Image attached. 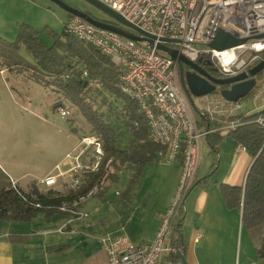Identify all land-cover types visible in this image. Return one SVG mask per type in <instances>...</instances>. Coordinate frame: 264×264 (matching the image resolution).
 Masks as SVG:
<instances>
[{"label": "built area", "instance_id": "2783aa9c", "mask_svg": "<svg viewBox=\"0 0 264 264\" xmlns=\"http://www.w3.org/2000/svg\"><path fill=\"white\" fill-rule=\"evenodd\" d=\"M99 2L153 35L155 42H163L159 38L175 40L173 43H163L175 48L188 60L199 62L206 58L224 77L253 67L264 54V37H253L264 34V0ZM219 27L248 39L221 50L211 48L207 43ZM62 29L109 57L119 71L118 90L138 103L147 119L151 140L166 149L158 153L161 160L169 162L180 159L176 192L170 205L160 215V223L150 241L135 244L124 231H106L99 238V244L107 256L106 264H164L166 256L179 253V248L171 243L170 236L177 221L176 214L183 207L182 201L195 182L201 156V137L216 130H234L241 125L239 120L228 118L241 114L242 105L239 101H226L214 93L205 95L206 101L197 113L220 123L218 127L201 129L197 125L191 101L181 88L177 63L166 53L155 46L149 47L97 27L79 16H69ZM246 52L250 55L244 60L243 54ZM65 78L61 76V80ZM57 111L63 118L69 114L67 108L61 105ZM256 121L264 125L261 116ZM101 141L94 133L82 134L74 148L65 153L62 161L34 182L40 189H53L63 195L70 192L72 197L62 199L56 206L57 212H66L70 218H88L89 213L81 205L92 197L104 194L110 185L118 186L110 180L115 174V165L111 157L106 158L104 155ZM237 147L246 150L240 143ZM10 181L15 187V180L10 178ZM59 185L62 189L56 188ZM114 195H121L120 188H115ZM24 199L33 207H43L38 200Z\"/></svg>", "mask_w": 264, "mask_h": 264}, {"label": "crops", "instance_id": "0c3cea01", "mask_svg": "<svg viewBox=\"0 0 264 264\" xmlns=\"http://www.w3.org/2000/svg\"><path fill=\"white\" fill-rule=\"evenodd\" d=\"M66 20L62 21V27ZM253 106L250 110L242 107L241 113L258 111L257 104ZM205 136L209 146L205 168L200 175L196 173L198 183L182 201V254L166 256L164 264H264V257L257 253L258 236L252 237L242 226L241 209L228 208L219 188L221 184L243 186L253 156L239 149V143L227 136L219 141L214 152ZM201 157L202 151L200 160ZM145 166L137 190L131 198H124L128 201L121 207L109 202L115 195L108 200L101 195L93 205L83 207L89 213L84 219L56 212L51 216L39 213L29 221L0 218V264H106V253L99 244L106 231H124L135 244L150 241L160 215L174 197L181 164L177 158ZM161 190L162 201L153 203Z\"/></svg>", "mask_w": 264, "mask_h": 264}, {"label": "trees", "instance_id": "16d2710c", "mask_svg": "<svg viewBox=\"0 0 264 264\" xmlns=\"http://www.w3.org/2000/svg\"><path fill=\"white\" fill-rule=\"evenodd\" d=\"M48 31L52 32L50 29ZM53 36V43L46 46L36 30L26 24L20 25L14 41L9 43L0 37V63L6 69L23 73L42 86H54L63 97L77 107L91 126V133L101 138L106 158L111 157L114 162L115 174L110 180L119 185L121 169L124 167L129 171L127 185L121 191V195L123 198H131L137 190L145 165L160 161L158 153L165 152L166 149L151 140L147 119L138 103L118 90L119 71L112 65L109 57L100 53L91 44L65 33L63 29L60 34L53 33ZM262 71H259L257 77L261 76ZM62 75L66 78L61 80ZM92 84L119 100L123 125L129 135L126 146L118 145L123 133L114 129V125L108 122L104 114L94 108L92 102L87 99L85 91ZM256 89L255 85L249 94L253 95ZM259 116L264 118V108L247 115L241 113L230 116L228 119H237L241 125L230 131H212L205 137L214 152H217L219 141L227 136L243 145L253 156L243 186L231 187L221 184L219 188L228 208L241 209L242 226L252 237L258 236L260 244L257 253L258 256L264 257V125L257 123L256 119ZM202 123L208 128H214L218 127L220 122L211 121L205 116L202 117ZM195 182L194 185L198 183ZM65 194L53 189L42 190L35 183H32L29 192H25L17 184L14 187L8 174L0 167L2 219L17 222L32 220L39 213L45 216L54 215L61 200L72 197L70 192ZM24 198L38 200L43 207H33ZM182 208L176 214L177 221L170 236L171 243L179 248L176 256L182 254L183 249L180 228ZM57 214L67 216L66 212Z\"/></svg>", "mask_w": 264, "mask_h": 264}, {"label": "rangeland", "instance_id": "374dc122", "mask_svg": "<svg viewBox=\"0 0 264 264\" xmlns=\"http://www.w3.org/2000/svg\"><path fill=\"white\" fill-rule=\"evenodd\" d=\"M66 3L84 12H90L98 19L112 20L85 0H66ZM68 17V13L51 0H0V37L10 43L16 39L20 25L26 24L36 30L43 43L49 46L54 41L53 33L62 32V21ZM141 44L146 45L145 42ZM249 55V52L244 53V60L248 59ZM262 72L261 76L256 78L257 89L254 94H248L239 100L242 107L252 109L253 103H256L258 110L264 108V69ZM0 84V167L16 179V183L22 186L21 189L29 192L32 183L60 163L65 153L74 148L82 134L91 132V126L77 107L63 97L54 86H42L23 73L6 69L1 63ZM97 87L92 84L88 90L86 89L85 95L94 108L101 111L105 119L114 125V129L123 133L118 145L124 147L128 144L129 135L123 125L119 100L99 87L93 89ZM212 93L215 96L220 95L219 90ZM204 98L203 96L191 99L195 108L189 102L195 113L197 125L201 129L204 128L201 123L202 117L197 112L205 103ZM59 105L69 111L64 118L57 111ZM201 138L202 157L197 175L205 168L209 148L205 139ZM147 171L149 173L150 170ZM128 176L129 171L123 167L119 172V185H110L102 195H106L108 200L114 197L116 187L123 191ZM56 188L62 189L60 185ZM162 194L163 190L153 203L160 204L164 195ZM98 196L85 201L81 205L82 208H87L100 200ZM127 201L128 199L120 195L109 202L115 207H121L120 204Z\"/></svg>", "mask_w": 264, "mask_h": 264}, {"label": "water", "instance_id": "95a60500", "mask_svg": "<svg viewBox=\"0 0 264 264\" xmlns=\"http://www.w3.org/2000/svg\"><path fill=\"white\" fill-rule=\"evenodd\" d=\"M54 4H57L59 7L64 9L68 14L79 16L89 21L93 25L97 27H101L113 32H116L128 39H132L136 42H145L149 47L155 46L156 49L166 53L172 61L177 63L179 75L182 76V67L183 65L188 66L194 71H197L198 74L187 72L186 75V96L191 101L193 105V97H203L215 91L216 86L226 85L228 88H222L219 90V93L222 99L231 102H237L242 97L247 96L250 91L253 89L256 83V76L259 71L264 69V54L261 60L244 71L238 72L236 75L215 78L208 74L198 63L192 62L188 60L183 55L179 54L175 48L166 45V43H173L175 40L170 38H159V41L163 42H155V38L153 35L141 30L137 26H134L131 22L125 19L122 15L118 14V12L109 8L99 0H85L104 14L111 17L112 21L115 23H110L102 19L95 18L89 15L87 12L66 3L64 0H51ZM253 37H264L263 33L255 35ZM248 38L239 37L233 32L225 31L223 28H217L214 34L212 35L211 40L207 43V45L211 48H215L218 50L225 49L227 47L235 46L245 42ZM193 108H195L193 106Z\"/></svg>", "mask_w": 264, "mask_h": 264}, {"label": "flooded vegetation", "instance_id": "af4514ba", "mask_svg": "<svg viewBox=\"0 0 264 264\" xmlns=\"http://www.w3.org/2000/svg\"><path fill=\"white\" fill-rule=\"evenodd\" d=\"M64 1H66V0H64ZM85 12H87V11H85ZM87 13L89 15H91L90 12H87ZM91 16L95 17L94 15H91ZM113 23H115V22L113 21ZM196 63H198L211 76H213L215 78H222V77H224V76H222V75H220L218 73L217 68L211 62L207 61L206 58H203L202 60H200L199 62H196ZM187 72L194 73V74H198L197 71L192 70L191 68H189L186 65H183V67H182V74H181L182 76H180L179 73L177 74L178 77H179V82H180L181 88H182V90L184 91L185 94H186V90L189 91V89L186 88L187 86H185V87L183 86L184 84L186 85V75L185 74ZM198 75L202 77V75H200V74H198ZM215 86H216V89L215 90H220L222 88H228V86H226V85H221V86L215 85Z\"/></svg>", "mask_w": 264, "mask_h": 264}]
</instances>
